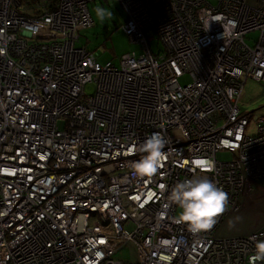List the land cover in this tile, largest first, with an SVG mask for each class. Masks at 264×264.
<instances>
[{
    "label": "built area",
    "instance_id": "built-area-1",
    "mask_svg": "<svg viewBox=\"0 0 264 264\" xmlns=\"http://www.w3.org/2000/svg\"><path fill=\"white\" fill-rule=\"evenodd\" d=\"M35 1L0 0V264H123L129 241L128 264H249L264 230L237 214L264 177V114L239 99L249 78L264 81V0H119L144 50L119 65L77 44L96 0ZM154 132L166 159L136 176L134 149ZM205 175L229 203L193 233L171 193Z\"/></svg>",
    "mask_w": 264,
    "mask_h": 264
},
{
    "label": "rangeland",
    "instance_id": "rangeland-1",
    "mask_svg": "<svg viewBox=\"0 0 264 264\" xmlns=\"http://www.w3.org/2000/svg\"><path fill=\"white\" fill-rule=\"evenodd\" d=\"M260 0H248L251 5H256ZM26 5V1L24 2ZM35 4V0H31ZM101 7L106 14L111 13L110 16L101 21L96 8ZM91 16L94 20L93 25L82 28L80 30L81 39L78 45L87 46L90 50L96 53L102 62L113 60L117 65L120 64L123 54L128 52H136L138 56L142 55L144 50L140 43L134 42L130 39L123 28V24L127 19V13L119 0H96L89 4ZM259 37V31L250 33L247 41L253 44V41ZM151 47L154 52H159L163 48V44L159 40L151 42ZM190 76L184 75L180 81L182 83L189 82ZM96 89V83H89L86 86L88 95H93ZM239 105L245 112H252L253 120L258 116L264 114V81H258L249 78L244 86L242 95L239 99ZM63 120H59L60 126H63ZM219 160H230L233 153L230 151H220L217 154ZM181 214V210L178 212ZM253 213V212H252ZM252 217L255 216V214ZM233 216L230 214L225 221L230 220ZM224 225V224H223ZM117 257L123 260V264L130 262H139V248L132 242H127L117 253Z\"/></svg>",
    "mask_w": 264,
    "mask_h": 264
},
{
    "label": "clouds",
    "instance_id": "clouds-1",
    "mask_svg": "<svg viewBox=\"0 0 264 264\" xmlns=\"http://www.w3.org/2000/svg\"><path fill=\"white\" fill-rule=\"evenodd\" d=\"M101 21L111 13L105 12L101 7L96 8ZM26 34H35L38 27L25 26ZM168 143L161 132H154L134 151L144 153L134 162L133 172L136 176L145 177L156 174L166 159L164 148ZM207 171H212L214 165L210 161L201 160L196 165ZM171 198L181 209L180 219L187 222L193 233L210 230L217 223V219L227 210L229 203L228 193L217 185L207 175L184 180L177 183L172 190ZM257 261L264 262V240H258L255 244L254 254L249 258V264Z\"/></svg>",
    "mask_w": 264,
    "mask_h": 264
},
{
    "label": "crops",
    "instance_id": "crops-1",
    "mask_svg": "<svg viewBox=\"0 0 264 264\" xmlns=\"http://www.w3.org/2000/svg\"><path fill=\"white\" fill-rule=\"evenodd\" d=\"M240 202L237 216L249 222L253 230H264V177L247 186Z\"/></svg>",
    "mask_w": 264,
    "mask_h": 264
}]
</instances>
